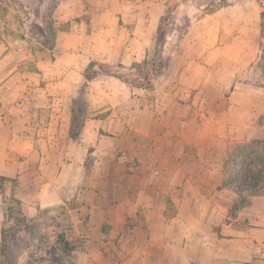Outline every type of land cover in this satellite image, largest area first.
Segmentation results:
<instances>
[{
	"label": "crops",
	"instance_id": "crops-1",
	"mask_svg": "<svg viewBox=\"0 0 264 264\" xmlns=\"http://www.w3.org/2000/svg\"><path fill=\"white\" fill-rule=\"evenodd\" d=\"M183 1L62 0L53 47L38 44L33 66L0 67V179L17 186L0 189V237L4 199L15 195L29 216L68 212L79 240L72 264H264V192L223 188L228 146L264 128V86L235 85L225 112L216 98L180 96L206 87L198 75L205 62L216 67L208 59L250 54L213 32L231 6L206 16L187 9L153 88L101 72L142 64L168 4ZM251 42L248 67L260 50L259 38Z\"/></svg>",
	"mask_w": 264,
	"mask_h": 264
},
{
	"label": "rangeland",
	"instance_id": "rangeland-1",
	"mask_svg": "<svg viewBox=\"0 0 264 264\" xmlns=\"http://www.w3.org/2000/svg\"><path fill=\"white\" fill-rule=\"evenodd\" d=\"M61 1L0 0V67L19 64L28 67L33 66V58H28V54L30 52L33 53L37 46H39L38 44L46 48L53 47L56 35V28L54 26L55 8L59 6ZM214 1L216 0H184L183 2H172L168 4L167 9L171 11L174 8L170 15V24L168 27V34L171 39L167 46L166 54L160 56L162 57V61L167 64L166 70L169 68L171 57L176 50L179 40L185 34L187 25L190 22V19L186 16L187 9L190 6L197 8L199 10L198 15H201L208 4ZM228 1H230L229 5L224 8L231 7L226 9L224 14H220V25L216 31L213 29V32L219 34L221 37H227L228 44L231 46L230 48L235 49L234 52L241 51L243 53L247 49L250 54L246 56L243 54L238 56L237 54L238 57L230 59L224 57L218 59V61L208 59L210 63L214 61L216 67L205 62L207 70H204L203 73L198 75L206 77L204 80L206 87L198 91L193 90L191 93L189 91L180 95L182 99L186 97L187 99H192L196 94L198 101L208 98L212 99V97L215 100L216 98L215 101H219L216 110L220 112H225V109L228 107L227 103L229 102L231 90L233 91L235 85L264 86V63L259 65L257 57L252 65L248 67L249 59H251V39L253 37L259 38V49L261 48L262 16L260 20V15L264 13V0H226V2ZM179 10L181 13L178 16ZM155 59L158 61V56ZM233 65L237 66L239 70L237 71V68ZM242 65L246 67L243 68ZM153 69L154 66L149 67L148 73L150 75ZM187 83H191L192 85L194 82L189 78ZM212 85L219 87V91L216 89L215 91L211 90L213 88L211 87ZM201 106H203L204 112L211 113V106L206 102H203ZM77 108L81 114L75 123V133L80 125L82 111L84 110V105L81 100L78 101ZM259 124L264 126L262 118ZM251 139H264V128L260 130V134L257 137L245 139L240 143H235L230 145V147L228 146L227 149H235V152L227 157L224 163L234 158L239 145ZM16 188L17 186L14 182L11 183L0 179L1 192L5 193V191H9V193H14ZM232 189L240 192L236 188ZM13 196L15 195L7 196L4 202L6 201L8 204L16 206L15 202L11 201V197ZM237 207L235 206L232 210L233 214L237 213ZM44 210L46 212H43ZM57 216L59 217L60 223L64 225H67V222L64 221L66 217H68L69 222L71 221L68 212L62 208L43 209L36 215L38 221L31 222L28 225L20 224L12 215H5L0 237V264H72L71 256L62 261L56 256L57 254L54 250L43 253L45 246L41 245L38 240L43 235L47 239L52 237L51 241L55 240L57 221H53V218ZM3 231L4 233L2 235ZM73 234L70 235V239H72L71 243L75 248L79 240L72 236ZM2 251H6V254L4 252L2 253ZM49 256H52L53 260L49 259Z\"/></svg>",
	"mask_w": 264,
	"mask_h": 264
},
{
	"label": "trees",
	"instance_id": "trees-1",
	"mask_svg": "<svg viewBox=\"0 0 264 264\" xmlns=\"http://www.w3.org/2000/svg\"><path fill=\"white\" fill-rule=\"evenodd\" d=\"M229 2L230 1L226 2V0L214 1L208 4L206 9L202 12L201 16L213 14L214 12L228 6ZM56 9L57 7L55 8V10ZM172 10L170 11V9H167L165 14L163 15L156 35L155 47L152 50L151 54H149L147 59L142 64H135L133 66V71L129 73H125L122 71L115 72L109 67L102 65L101 72L113 74L122 81L136 88H153L156 83V78L167 68V64L162 61V57L160 56L162 54H166L167 51L164 50V47L169 35L168 27L170 24V15L172 14ZM261 16V48L259 50L257 59L259 65L261 63H264V13H262ZM157 56L159 59L158 61H156L155 59ZM150 66H154L151 75L148 73V69ZM94 76L95 75L93 74H88L87 78L91 79ZM75 123L76 120L73 121L72 125L71 136L73 137L77 136L76 133L80 131L81 127L80 122L78 130L75 133ZM223 170L225 174L223 180V188H236L240 190V192L243 194L251 192H264V139H251L239 145L237 147V151L235 153L234 158L231 160L229 159L224 163ZM1 179L7 180L5 178ZM11 201L15 202L16 206L8 204L5 201L3 205L5 215L14 216V218L18 220V222L22 225H28L31 222L38 221V218H36V216H29L23 211L21 202L15 196L11 197ZM246 203L247 200L243 198L239 206L236 208V212L240 208H242ZM43 212H46V210H44ZM235 214L236 213L233 214V217L235 216ZM58 218V216L53 218V221H57L55 230V240L51 241L52 237L48 238V240L47 238H44V235L41 236L38 240L41 245L45 246L43 249V253H46L49 250H54L59 260L63 261L66 260V258L70 257L74 250V246L70 241V235L73 232V227L70 224L68 217L64 219V221L67 222V225L60 223V220ZM3 233L4 231L2 232V235ZM3 252L4 254H6V251H2V253ZM48 258L52 259L53 257L49 256Z\"/></svg>",
	"mask_w": 264,
	"mask_h": 264
}]
</instances>
